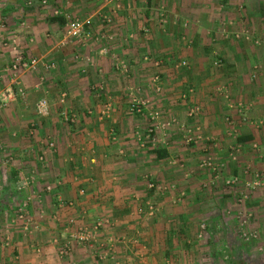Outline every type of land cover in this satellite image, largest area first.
Listing matches in <instances>:
<instances>
[{"label":"crops","instance_id":"0c3cea01","mask_svg":"<svg viewBox=\"0 0 264 264\" xmlns=\"http://www.w3.org/2000/svg\"><path fill=\"white\" fill-rule=\"evenodd\" d=\"M61 1L53 6L63 17L93 15L84 40L40 37L21 19V0H0V99L13 82L22 88L0 104V264L160 263L192 224L201 217L217 223L220 203H233L218 186L227 173L211 182L203 158L224 160L239 176L245 162L264 168V0ZM27 13L37 20L36 11ZM40 23L49 36L64 28ZM10 28L33 31L17 50L26 53L34 42L38 53L34 68L13 77L12 45L3 44ZM35 97L46 99L43 111ZM193 103L200 109L190 120ZM170 117L186 125L167 124ZM47 140L54 142L50 151ZM209 190L212 200L204 199ZM23 201L24 220L13 212ZM262 204L264 187L246 203L258 210ZM99 219L93 247L73 236L77 225Z\"/></svg>","mask_w":264,"mask_h":264},{"label":"rangeland","instance_id":"374dc122","mask_svg":"<svg viewBox=\"0 0 264 264\" xmlns=\"http://www.w3.org/2000/svg\"><path fill=\"white\" fill-rule=\"evenodd\" d=\"M36 1L37 0H31L30 3H27L26 0H21V3H20L21 4L20 13L22 15L21 19H23L24 17L26 19V16H24L23 13L28 12L26 15H29L30 12L36 11L37 20L29 21L28 19L26 20L24 19V23L32 22V24L36 26V28L33 29V31H35L36 34L39 33L40 37L42 34L43 37L45 36V38H49L51 40H52V37L55 40L62 39V36L64 35V28L62 29L61 25L57 33H55L53 36H49L47 34H44L45 33L44 29L42 27V24L40 23L43 20L49 21L48 17H50L53 14L52 9L53 7H55L53 6V2L48 1V4L52 2L51 3L52 8L51 7L50 8H46V7L38 8L39 5H37L38 3ZM62 1L64 2V0ZM13 19H16V18H13ZM19 22H20V19L17 20L16 23L18 24ZM8 30L11 31L9 32V35L10 34L12 35L10 37L16 38V40L19 41L18 43H16L17 41L15 42L11 40V38L9 39L7 37L3 38L5 40L3 44H8L11 42L10 45L12 44L16 45L14 49H12L11 47L13 51L15 49L16 50L19 49L20 44L26 43L25 39H22L21 37L24 38L25 36L26 40L29 39V36H32L33 39L35 38L33 31H28V30H22V31L18 30L17 31L13 28H10ZM4 33H6V31H4ZM4 33L2 30H0V36L2 34L5 35ZM33 44L34 42H31L30 44H28L29 46H24V47L29 48V50L26 53H24V51L22 52L25 57H37L38 53L36 54V50L34 49ZM16 73L17 72H15L14 75H10V76L13 77L15 76ZM13 84L14 86L10 88V90L14 93V91H16V88L20 86L16 82H13ZM7 93L8 91H6L2 100L0 99V104H1V101L7 102L8 97L10 98L12 97V94L8 96ZM64 98H65V95H64ZM36 99L37 97H35V99L33 100L35 101ZM21 114H24V113H21ZM62 114H63L62 112H58V115L59 116L61 115V117H62ZM66 114L68 118L71 117V115H68V113ZM29 117L30 115L28 113V115L26 116V120H29V121L32 120V119H29ZM73 117L74 115L72 116V118ZM19 118L25 119L24 116H21ZM49 141L50 140L46 141V145ZM53 147H54V142L51 148L49 149V151L52 150ZM1 148H4V146L0 143V149ZM32 152L34 154V150H32ZM39 155L40 154L36 155L37 159L42 161L43 155L41 158ZM1 162L2 161H0V163ZM224 163H225V166L220 170V172L218 173L216 177H220L221 172H223V170L225 173H227V176L223 178L221 176V179L216 178V177L215 178L219 179L218 186H219L220 191L222 189H226L228 193H231L232 198L230 197L229 199H230V202H233L232 205L230 204L225 205V203L222 204V202L220 203L221 204L219 207L220 217L219 219H217L218 220L217 223H213V221H211L212 223L209 224L206 218L201 217V219L198 220L196 224L194 225L192 224L191 229L185 233L186 236L184 237V240L180 243V246L178 247V249L174 251H170L166 255H162L160 259V263L157 262L156 264H228V263L229 264H264V215H262L263 221L260 220L259 218L260 214L264 213V207L262 204L261 209L258 210L257 208H252L246 205V203L250 199L251 194L258 188L264 187V184L259 187H255L253 189H247L243 185V180L245 178V175L242 172L243 167L247 164L250 165L251 168H258L259 170L262 169L263 171H264V168L255 167V166H252L250 162L249 163L245 162L239 166L241 174L240 176L236 175L238 178L237 181L235 183L228 184V183H225V179L235 174L229 173L227 166H226V162L224 161ZM202 167L207 170L206 167L204 166ZM27 178L30 179V177H27ZM215 178H211L212 179L211 182H213ZM214 183H217V182L214 181ZM205 185H207L206 182L204 183V186ZM210 185H213V184L211 183ZM210 191L211 190L205 191L204 199L212 200L214 195H212L213 193H211ZM241 191H244L247 193V196L244 199H241V194H240ZM211 195L212 197H210ZM213 205H209V207ZM17 206L16 208H13L14 210L13 212L15 215H17V211H18ZM204 210L206 211L208 209H204ZM242 220H244L243 223H241ZM13 223L14 222L12 221V224ZM201 224H203V226H201ZM18 225H21V223H18ZM26 230L27 229L24 228V231ZM248 232L253 234L252 236L253 238H250V236H247V237L244 236V234ZM59 254L61 256L64 255V253L62 254L59 253ZM229 257L231 258L230 261L228 260ZM137 262L142 264L141 260H138Z\"/></svg>","mask_w":264,"mask_h":264},{"label":"built area","instance_id":"2783aa9c","mask_svg":"<svg viewBox=\"0 0 264 264\" xmlns=\"http://www.w3.org/2000/svg\"><path fill=\"white\" fill-rule=\"evenodd\" d=\"M48 1H52L54 3L55 0H37L36 2L39 5H44L47 4ZM27 3H30L31 0H26ZM53 14H59V9L56 7H53L52 9ZM65 17V21H64V35L62 36V42L65 43L66 41L69 40H84L85 38H87L89 36V32H90V28L92 26V22H93V15H85V16H68V15H64ZM106 20H108V18H105ZM11 43V42H10ZM15 44H12V49L15 48ZM13 56L12 59L10 61V64L8 65V70L10 72V75H14L15 71L19 68H34L35 67V63H36V59L34 57H25L24 55H22V53L18 50H14L13 51ZM180 65H184L186 64V62L184 60L179 61ZM156 75V74H155ZM153 76L152 80H153V89L155 91H158L160 89L158 82V78L156 76ZM17 92L21 93L22 89L20 87L16 88ZM13 95V92L9 89L8 90V96ZM64 95L65 92L62 91L58 97V101L62 102L64 99ZM222 95L223 96H228V93L223 89L222 91ZM134 101H132L131 103H133ZM236 104V110L239 114L240 119H244V113H243V107H242V102L237 101L235 102ZM47 105V101L44 98H40L36 101L35 103V108L37 111H43L44 108ZM130 108H134V103L130 105ZM135 109L138 110V105L135 106ZM199 105L198 104H191L187 111H186V116L188 119L192 120L196 117L197 113H199ZM109 110V106L108 103H106V105L103 107V111L102 113H107ZM63 113V118L67 119V120H71L72 117H67V114L65 112ZM167 124H171V123H176L178 125L179 128H184V126L186 125L185 121H179L177 122V120L174 117H170L169 119H167L166 121ZM48 146L51 148L53 142L49 141ZM252 147H256V143H252ZM233 150H236V147H232ZM229 155L232 159H235V155L231 153V151L229 152ZM40 158L42 157V154L39 155ZM200 165L204 166L207 168V170H209L210 172H212V178H215L218 173L220 172V170L225 166V163L223 160L221 159H216V158H212V157H205L200 161ZM243 174L245 175V178L243 180V185L247 188V189H253L255 187H259L261 185L264 184V171L261 169L259 170L258 168H251L250 165H245L243 167L242 170ZM27 179V178H26ZM237 176L236 175H231L230 177L225 179V183H235L237 181ZM153 184L152 182H148V187H152ZM48 189V186L46 187ZM241 194V199H244L247 196V193L244 191L240 192ZM69 203H71L69 201ZM26 202L23 201L21 202V205H18L17 209V216L20 217L21 219H25L24 217V212H23V207L25 206ZM146 211L147 213H152L153 211V205L152 203H150L149 201L146 203ZM105 220V219H103ZM102 219L100 220H96L93 225H91L90 227H88L87 225H77L76 229L73 232V236L78 240L81 241L82 243H84L85 245L91 246L93 247V239H94V233L93 231L95 229L98 228V226L101 224ZM244 220H242L241 223H243ZM24 227H27V224L24 223ZM201 226H203V224H201ZM244 234V233H243ZM244 236H250V238H253V234L248 232L246 234H244ZM59 253H68V248L66 247L65 244H62L59 247ZM136 264H140V263H136Z\"/></svg>","mask_w":264,"mask_h":264},{"label":"trees","instance_id":"16d2710c","mask_svg":"<svg viewBox=\"0 0 264 264\" xmlns=\"http://www.w3.org/2000/svg\"><path fill=\"white\" fill-rule=\"evenodd\" d=\"M49 20H52V21H56L58 23H63L64 22V17L63 15L61 14H52L50 17H48ZM160 150H163V149H159L157 147H153L152 148V151H154L155 155L158 157V156H162V154L159 153ZM228 260L230 261L231 258L229 257ZM228 262V261H227ZM229 264V263H228Z\"/></svg>","mask_w":264,"mask_h":264}]
</instances>
